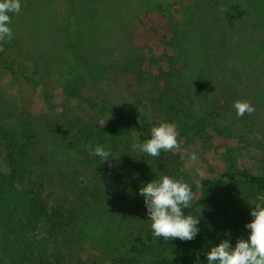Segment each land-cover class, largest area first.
Instances as JSON below:
<instances>
[{
  "label": "rangeland",
  "instance_id": "374dc122",
  "mask_svg": "<svg viewBox=\"0 0 264 264\" xmlns=\"http://www.w3.org/2000/svg\"><path fill=\"white\" fill-rule=\"evenodd\" d=\"M20 3L9 25L12 38L0 41V96L13 111H29L40 127L55 124L52 128L65 130L50 136L49 145L40 142L49 152L33 173L48 205L63 207L68 217L62 264L150 259V253L124 262L117 256L148 240L150 221L138 193L152 179L168 175L194 184L232 168L264 174V0ZM131 42L157 58L165 51L179 67L162 91L181 107L171 123L187 153H163L165 158L145 164V154L133 150L134 143L147 140L140 138L139 126L146 120L163 122L164 109L154 101L152 85L123 65L138 54L134 59L142 70L169 67L166 57L157 64L145 60ZM35 51L45 58L44 73L31 57ZM237 100L251 102L255 112L238 118L232 107ZM82 102L94 107L84 122L99 126L109 110L129 117L133 139L111 153L107 164L115 167L116 177L109 182L95 175L92 154L77 136V117L85 115ZM193 152L197 160L190 162L187 154ZM247 203H264V193L247 197ZM0 264L9 263L0 255Z\"/></svg>",
  "mask_w": 264,
  "mask_h": 264
},
{
  "label": "trees",
  "instance_id": "16d2710c",
  "mask_svg": "<svg viewBox=\"0 0 264 264\" xmlns=\"http://www.w3.org/2000/svg\"><path fill=\"white\" fill-rule=\"evenodd\" d=\"M9 15L12 17L14 13ZM132 45L145 60L153 64L166 57L165 51L157 58L150 50L144 54V46H138L139 49ZM137 55H129L130 59L123 66L128 71L136 72L142 82L152 85L156 90H151L156 93L154 101L164 109L163 122L171 123L173 118L179 116L181 107L162 88L164 83L172 84L173 78L179 73V67L169 56L165 58L169 68L164 69L163 65H158L154 66V70H142L136 64ZM31 57L39 72L44 73L45 58L36 51L31 53ZM83 103L86 106L85 115L77 117L81 118L78 121L81 124L77 136L84 148L88 150V145H99L112 153L121 146H129L133 133L127 115L118 110H109L103 125L97 126L90 121L89 124L84 122V116L93 111L94 107L87 102L79 104ZM100 103L98 101L96 107L100 108ZM7 113L10 117L6 116ZM5 116V119H0V155L5 166L4 170L0 169V255L9 264H62L66 258L63 240L67 234L68 217L63 207L48 205L42 196L43 184L33 179V173L38 162H44L49 152V147H42L40 142L44 139L49 145V137H54L56 133L55 137L59 136L64 129L52 128L55 124L47 128L40 127L38 118L29 111L19 108L13 111L0 96V117ZM157 125L154 121H143L139 126L140 138L149 139L150 129ZM158 158H165L163 152ZM154 159L145 154L141 160L146 164ZM90 164L95 168L94 173L99 180L109 182L116 177L115 167L107 162L102 163L99 157L92 155ZM199 182L203 186L200 189L196 188L195 183L190 184L194 199L191 208L186 210V214L198 217L202 206L200 231L194 240L165 241L155 239L152 232L148 231L145 243L137 240L129 249L118 254L117 261L124 262L136 259L137 255L150 253L152 257L144 264H207L205 253L211 246L224 239H230L233 246L238 238L247 239L248 229L245 225L250 222V210L255 205L248 204L247 197L264 193V174L232 168L218 177L202 178ZM111 264L114 262L111 261Z\"/></svg>",
  "mask_w": 264,
  "mask_h": 264
},
{
  "label": "clouds",
  "instance_id": "9594fccd",
  "mask_svg": "<svg viewBox=\"0 0 264 264\" xmlns=\"http://www.w3.org/2000/svg\"><path fill=\"white\" fill-rule=\"evenodd\" d=\"M20 10V0H0V41L12 38L9 14H19ZM232 107L238 118L255 112V107L247 100H237ZM88 147L91 154L99 157L102 163L112 161L109 159L111 153L103 147L99 145ZM132 147L133 150L153 158L160 157L162 152L187 153L186 149L181 148L175 125L169 122L153 126L150 129V138L144 142L134 143ZM187 155L190 162L197 160L194 152ZM196 175L202 176L203 173L197 168ZM195 186L197 189L203 187L199 180L195 182ZM138 194L143 197L155 239L165 241L179 239L187 242L194 240L198 235L202 206L200 205L198 217L186 214L194 199L193 188L189 183L164 175L159 180L152 179L142 185ZM250 215L251 220L245 225L248 229L247 239L238 238L234 246L230 239L221 240L219 244L211 246L205 253L207 264H264V203H256L251 207Z\"/></svg>",
  "mask_w": 264,
  "mask_h": 264
}]
</instances>
